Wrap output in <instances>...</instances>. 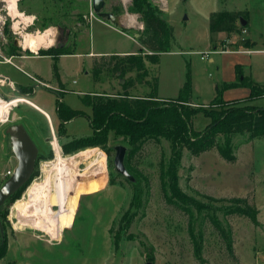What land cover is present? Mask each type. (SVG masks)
<instances>
[{
  "label": "rangeland",
  "instance_id": "rangeland-1",
  "mask_svg": "<svg viewBox=\"0 0 264 264\" xmlns=\"http://www.w3.org/2000/svg\"><path fill=\"white\" fill-rule=\"evenodd\" d=\"M106 1L109 9L122 11L119 0ZM150 1L164 19L165 13L156 0ZM87 2L19 0L18 9L32 17V21L27 22L30 26L22 23L20 28L14 29L11 27L17 22L10 16L8 4L0 1V28L5 24L9 27L0 29V40H7L10 47L15 41L23 45L27 34L42 35L50 31L54 34L51 48L63 47L70 51L80 29L87 24L84 18ZM168 4L176 39L171 52L161 55L159 64L146 63L148 79L159 78L158 96L175 100L188 70L191 71L192 108L195 110L211 112L214 109L210 106L217 87L223 89L228 83L238 82V66L257 85L264 87V55L259 53L264 50V0H169ZM220 11L243 12L247 25L239 24V34H213L211 40L217 48L211 50L206 16ZM142 28L145 29V25ZM144 29L138 31L140 36ZM244 39L250 40V47H241ZM203 55L205 59H202ZM110 68L103 67L98 82L93 70L90 76L83 73L80 77H71V81L86 85L91 78L92 95L113 97L122 92L125 81L134 79L137 73L121 78L114 76ZM233 89L236 90L224 91L225 101L246 98L248 92ZM129 93L146 96L150 89L137 85ZM40 96L50 104L49 113L55 123L52 129L48 120L26 103L28 97L17 93L2 97L7 103L19 102L13 106L7 121L0 123V159L7 153L2 144L8 139L7 130L11 125L24 127L34 140L39 159L35 174L21 198L11 206L1 208L5 239L0 231V246L5 243L6 248L0 249V253L6 252V255L0 258V264H200L189 237L190 218L167 203L171 195L165 176L172 154L170 142L151 140L133 158L130 155L127 169L131 176L137 175L142 184V190L136 194L134 178L130 180L119 175L114 163L117 146L128 148L126 158L133 149L128 138L116 137L112 132L104 148L88 147L71 153L64 147L73 140L93 134L88 117L92 115V108L84 104V96L74 92L68 94V90L40 91ZM61 98L71 108L79 109L74 110L79 117L64 127L57 124L54 115ZM236 106L264 107V98L251 102L244 100ZM212 122L204 113H198L193 129L197 134L202 133ZM54 139L59 144L55 149L60 150L67 165L62 169H58L57 152L52 149ZM232 144L235 162L223 159L217 148L199 157L184 149L177 170L178 187L204 208L200 213L194 211L192 216L197 238L204 240L202 255L205 261L202 264H264V137L236 135ZM7 170L10 168L0 162V172ZM4 181L5 177L0 175V188ZM112 181L114 185H111ZM201 195L228 201L236 197L248 198L260 210L258 221L261 226L255 227L246 217L229 212L232 208L229 203H211ZM207 212L211 216L215 214L222 224L233 229L238 262L231 261L226 254L223 240L207 218ZM116 238L118 247L114 244Z\"/></svg>",
  "mask_w": 264,
  "mask_h": 264
},
{
  "label": "trees",
  "instance_id": "trees-1",
  "mask_svg": "<svg viewBox=\"0 0 264 264\" xmlns=\"http://www.w3.org/2000/svg\"><path fill=\"white\" fill-rule=\"evenodd\" d=\"M117 9L112 13L119 14ZM130 13L138 14L140 21L145 25L144 32L140 36V43L143 47L138 53L127 56H102L96 58L93 62V74L96 82L100 80L103 67H111L110 72L114 76L124 78L129 73L136 72L134 79L125 81L123 91L110 95H87L82 101L86 106L92 108V115L88 116L93 134L88 138L73 140L64 149L71 153L88 147H101L109 142L110 134L113 132L116 137L124 136L129 140L131 150L125 160L129 161L130 155L133 158L136 153L142 150V146L151 140L159 142L161 139L168 140L172 146V154L169 159V165L165 172L167 184L171 195L166 197L167 203L181 209L190 218L189 237L193 244V252L197 261L202 264L204 243L203 239H198L192 223L193 212L203 211V205L197 202L193 197L183 193L178 187L177 170L181 164L183 150L187 149L192 156L199 157L200 154L217 148L223 159L228 162H235L236 156L233 152L232 139L236 135L249 134L254 138L264 137V107L246 106L245 108L236 105L245 101H257L264 98V87L257 85L250 77L245 76L242 70L237 67L238 82L228 83L223 89L216 90V95L211 103V112L205 110H195L192 108L194 99L192 98L191 71L188 70L185 84L175 100L161 99L158 96L159 83L158 78L148 79L149 72L146 63L157 65L164 52H171V45L175 41L174 28L162 18L159 9H155L150 0H133ZM161 13V14H160ZM209 31L210 35L215 33H235L239 34L238 26L245 20L242 12H214L210 16ZM126 32V31H125ZM75 43L73 44V46ZM249 39H244L241 47H250ZM211 50H216V43L211 40ZM74 49L65 51L63 47H53L47 51L41 50V55L52 56L54 59L53 71L54 78L60 83V73L58 70V58L62 55L72 54ZM189 65H187L188 67ZM137 85H144L150 89L146 96H132L129 91ZM249 88L250 93L242 100L225 101L224 91L233 88ZM61 95V94H60ZM62 97V96H61ZM177 101L178 104H169ZM198 113H204L206 118L213 122L207 126L204 132L196 133L193 129V121ZM58 117L61 119V127L79 117L77 112L71 110L63 102L58 103ZM223 139V143L220 140ZM127 167V166H126ZM134 178V185L137 187L136 194L142 190L141 179ZM114 185V182H111ZM18 192L13 202L18 200L21 193ZM136 197V195H135ZM134 197V198H135ZM201 197L211 203H229L234 214L246 217L255 227H260L258 221L260 210L257 206L251 204L248 198H231V200L213 199L210 196L201 195ZM134 200V199H133ZM2 215V214H1ZM215 231L223 240L226 254L231 261H239L235 253V239H233V229L231 226H225L219 219L207 212ZM112 233V230H111ZM202 237V236H201ZM118 247V238L114 240ZM5 243L0 246L3 250ZM5 251V250H4ZM6 255V252L0 253V258Z\"/></svg>",
  "mask_w": 264,
  "mask_h": 264
},
{
  "label": "crops",
  "instance_id": "crops-1",
  "mask_svg": "<svg viewBox=\"0 0 264 264\" xmlns=\"http://www.w3.org/2000/svg\"><path fill=\"white\" fill-rule=\"evenodd\" d=\"M119 1L122 6V11H120L119 14L116 15L119 17L120 24L115 26L110 22H107L102 19H97L96 17L90 18L89 13L92 8V0H88V8L86 9V13L84 14V18L86 19L87 24L84 29H80V32L76 37L77 39L75 41V45L73 46V53L70 55H62L58 58V70H60V83L54 78L53 57L40 54V51L43 48H47L48 50V48H51L54 44V34L51 35L52 33L50 31L47 32L51 33L49 35V38L53 39V42H50L49 46L41 45V47L38 48V50L36 51L30 48L29 46L27 48L25 45L26 39L31 40L33 42L34 38L37 37L38 34H27L24 38L23 45L15 41L13 43L14 45L11 47L9 46L10 44H8L7 40H0V75L9 78L10 80L9 83L0 80V95L2 97H8V95L12 93H17L20 96L28 97V99L26 98V103H29L30 106H32L36 114L42 115L44 118H46L49 122V127L52 129L55 123L49 113L51 107L50 104L45 101L43 97H39L40 91L50 92L52 90H57L62 92L64 90H68V94L74 92L77 93L79 96H85L88 93L92 95L93 92L91 91L89 85L92 82L91 78H88L86 85H81L76 80L71 81V77H80V75H82L83 73L85 74V76H90L93 70V62L96 58H102V56L110 57L117 55H133L143 49L139 41L140 38H136L133 35H137L138 37L140 36L141 32L138 31H142V29H144L142 28L144 27V23L140 21L139 16L137 14L129 12L132 0ZM168 1L169 0H156L161 10L165 13L164 20L169 22V25L173 27L172 23H170L172 18H169L170 12L168 7ZM105 6L107 12H113L114 9H109L110 6H108L106 0ZM210 16H206V19H208L209 35ZM28 18H30V21L28 22H31L32 17ZM16 22H18L20 26L22 25V23L27 24V22H24L23 20H16ZM5 26L4 28L0 29L9 28ZM20 26L16 27L14 24L11 28L17 29L20 28ZM27 26L30 25L27 24ZM132 32L134 34L131 35L130 33ZM211 36L212 35H210L209 47H211ZM43 50L47 51L46 49ZM245 76L250 77L252 79V77L247 74ZM241 89H243L244 92L246 91L250 93L248 88ZM231 90L236 89H229L228 91ZM248 93L246 94V96H248ZM159 97L161 99H165L161 97L160 94ZM61 99V101L63 102V98ZM65 105L68 106L71 110H79L74 109L73 107L71 108L68 104ZM54 115L58 119L57 124H59L60 126L62 121L58 117V104L55 106Z\"/></svg>",
  "mask_w": 264,
  "mask_h": 264
},
{
  "label": "water",
  "instance_id": "water-1",
  "mask_svg": "<svg viewBox=\"0 0 264 264\" xmlns=\"http://www.w3.org/2000/svg\"><path fill=\"white\" fill-rule=\"evenodd\" d=\"M91 7L94 16L97 19L105 20L115 26L120 24L119 17L117 15L105 10V0H92ZM242 25H247V22L244 19H242ZM0 80L6 83L10 82L9 78H6L2 75H0ZM7 134L11 136V146L18 160V168L16 172L10 176L6 183L0 188V211L2 206H4V204H6L11 199V196L17 193L32 178L35 170V162L39 153L30 135L26 132L23 126H12L8 129ZM115 150L116 156L114 163L116 172L126 179H133L126 167V164L124 163L128 153V148L120 145L117 146ZM0 231L2 239L4 240L5 229H3L1 214Z\"/></svg>",
  "mask_w": 264,
  "mask_h": 264
},
{
  "label": "bare ground",
  "instance_id": "bare-ground-1",
  "mask_svg": "<svg viewBox=\"0 0 264 264\" xmlns=\"http://www.w3.org/2000/svg\"><path fill=\"white\" fill-rule=\"evenodd\" d=\"M3 1L4 3L8 4V9H9V14L12 16L13 19L15 20H23L24 22L30 21V18L26 17L23 13H21L18 9V0H0ZM20 24L17 22L16 27H19ZM18 29V28H17ZM51 33L45 32L42 35H38L37 37L34 38V41L32 42L31 40L26 39V47L28 46L32 48L33 50H38V48L43 46H49L50 42H53V39L49 38V35ZM53 35V34H51ZM19 101H12V102H4L2 98L0 97V123L3 121L7 120V117H9L10 111L13 109V106L18 105ZM5 123V122H4ZM57 158L59 160L58 164V169L65 168L67 165H65V160L61 156L60 150H57ZM57 170V169H56Z\"/></svg>",
  "mask_w": 264,
  "mask_h": 264
},
{
  "label": "flooded vegetation",
  "instance_id": "flooded-vegetation-1",
  "mask_svg": "<svg viewBox=\"0 0 264 264\" xmlns=\"http://www.w3.org/2000/svg\"><path fill=\"white\" fill-rule=\"evenodd\" d=\"M8 118V117H7ZM7 121V120H6ZM12 126H15V125H11L10 127H12ZM9 127V128H10ZM8 131V130H7ZM31 137V136H30ZM31 139H32V137H31ZM32 141H33V143H34V140L32 139ZM11 143H12V141H11V136L9 135L8 136V139H7V141H6V143L4 142L3 144H2V146H3V149H5V151H7V153H3L2 154V156H1V159H0V162L2 163V164H4V165H6V166H8L9 168H10V170H7V171H4V172H0V175L2 176H4L5 177V183H6V181L10 178V176H12L15 172H16V170H17V168H18V160H17V158H16V155H15V153H14V151L12 150V146H11ZM6 146V147H5ZM38 159H39V153H38V158H37V160H36V162H35V170H34V173H33V175H32V177L34 176V174H35V171H36V169H37V163H38ZM32 179V178H31ZM31 179L29 180V182H27L26 183V185L24 186V187H22L18 192H20V191H22L24 188H26L28 185H29V183L31 182ZM4 183V184H5ZM3 184V185H4ZM2 185V186H3ZM26 190V189H25ZM24 190V191H25ZM23 191V192H24ZM17 192V193H18ZM22 192V193H23ZM17 193H15L14 195H12L11 196V199L6 203V204H4V206H11V204L13 203V199H14V197L17 195ZM22 193H21V195H22ZM20 195V196H21ZM15 202V201H14ZM4 206H2V208L4 207Z\"/></svg>",
  "mask_w": 264,
  "mask_h": 264
},
{
  "label": "built area",
  "instance_id": "built-area-1",
  "mask_svg": "<svg viewBox=\"0 0 264 264\" xmlns=\"http://www.w3.org/2000/svg\"><path fill=\"white\" fill-rule=\"evenodd\" d=\"M94 17L95 16H94V13H93V10H92L91 13H90V18H94ZM212 52H216V51H212ZM227 52H229V51H227ZM227 52H216V53H227ZM247 53H250V52H247ZM259 53L264 55V50L259 51ZM209 55L210 54H207L208 57H209ZM205 58H206L205 55H203L202 59H205ZM0 97L2 98L1 95H0ZM57 145H59V144H58L57 140L54 139V142L52 143V149H54L55 153L57 152V150L55 149Z\"/></svg>",
  "mask_w": 264,
  "mask_h": 264
}]
</instances>
